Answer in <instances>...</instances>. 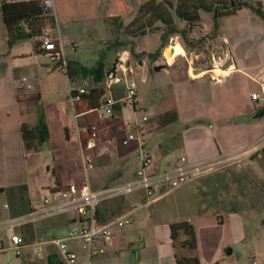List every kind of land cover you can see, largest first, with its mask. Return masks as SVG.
I'll return each mask as SVG.
<instances>
[{
    "label": "crops",
    "instance_id": "crops-1",
    "mask_svg": "<svg viewBox=\"0 0 264 264\" xmlns=\"http://www.w3.org/2000/svg\"><path fill=\"white\" fill-rule=\"evenodd\" d=\"M5 1L24 0H0L2 20L1 4ZM55 3L57 27L50 29L56 32V39L75 68L74 81L67 75L66 80L52 61L44 62L48 57L36 50V39L19 40L10 47L4 20L0 23V177L5 174L11 181L0 188L16 189L3 207L0 204V221L24 216L22 214L27 210L39 213L16 224L13 231L5 229V238L12 233L20 234L27 246L22 256L13 260L8 255V239L4 241L1 237L0 264H60L59 251L51 243L53 239L47 240L41 234L45 228L68 229L72 223L78 225L75 212L58 210L63 203L60 192L71 186L78 187L80 191L86 184L92 191L100 192L135 183L140 162L138 144L132 142L125 146L123 140L127 131L139 126L144 130L145 152L154 162L150 175L212 164L211 170H202V175L197 178L188 172L189 180L174 190L154 183L156 197L147 205H144V188H134L102 202L97 211L101 225L117 219H129L131 223L123 229H115L114 245L106 248L104 255L94 257L91 264H177V257H198L200 264H264V151L260 154L245 152L250 144L264 136V116H259L264 107L259 103L260 98L249 100L243 92L224 90L235 72L239 71L248 78L246 69L249 68L256 72L254 77L249 76L253 77L252 82L262 83L264 97V66L248 67L245 64L240 67V63H225V66L220 65L223 69H201L197 72L191 66L189 75L204 80L210 92L206 95L207 100L197 91L191 92L187 100L199 96L204 103L203 109L191 111L180 100L174 109H159L155 115H149L150 110L144 108L139 100L136 84L127 80L133 71L126 50L124 54H127L129 68L126 85L123 82L115 84L111 91L122 110L115 109L112 117H101L99 107L107 95L106 79L96 84L91 75L83 77L77 72L79 66L95 67L105 53L101 52L90 66L84 65L77 55L84 41L79 42L78 35H62L57 1ZM29 40L35 45L33 53L36 57L29 54L32 64L25 59L28 54L18 52L17 47L19 44L24 46ZM228 55L232 54L228 52ZM176 58L172 62L166 59L172 65ZM19 71L28 75L29 92L20 91ZM131 84L136 86V103L127 107L126 98ZM80 89H86L87 94L74 102L73 92ZM100 89L104 91L99 92ZM93 90L95 92L92 93ZM37 96L39 100L33 99ZM41 107L49 139L38 152H27L21 128L24 124L36 125ZM171 111L177 113L178 120L162 124L161 117ZM94 129L98 133L96 146L89 152L90 165L85 167L81 148ZM177 152L179 155L175 159ZM182 158H186V162H182ZM22 186L27 187L26 192L18 190ZM22 193H25V199ZM43 196L50 199L49 204L43 203ZM55 215L58 217L54 218ZM181 222L195 226L197 249L182 245L187 240L184 232L176 241L173 240L171 226ZM32 239L33 242H29ZM36 244H43L45 261L34 256ZM69 246L84 259L80 243L72 241Z\"/></svg>",
    "mask_w": 264,
    "mask_h": 264
},
{
    "label": "rangeland",
    "instance_id": "rangeland-1",
    "mask_svg": "<svg viewBox=\"0 0 264 264\" xmlns=\"http://www.w3.org/2000/svg\"><path fill=\"white\" fill-rule=\"evenodd\" d=\"M56 1L58 23L62 35H78L80 36L79 42L81 40L84 41L83 45L77 51V55L81 58L84 65L90 66L93 64L102 52L105 53L104 55L107 58V67L112 68L115 60L119 59L124 54V51L127 50L129 52L128 58L130 59V68L133 72L127 80L130 82L133 81L136 84L139 100L144 108L150 110L149 115H155L156 110L159 109H174L175 105H179L180 100L191 111H201L203 109L204 103L201 102L199 96L198 98L187 100V96L193 91L199 92L202 98L207 100L208 97L206 95L210 92V88L204 85V80L195 79L189 75L188 68L191 66L196 68V72L201 69H223L220 65L225 66V63L227 65L230 63H240V67L245 64L248 67L255 65L260 67L264 66V20L250 9H243L235 16L221 18L219 20V26L215 30L214 13L202 11L201 20L195 25L190 26L176 15V7L179 5V1L175 0L170 12L175 19L179 31L186 32V39L182 34L172 35L165 41L166 47L163 49V36L168 29L164 24L158 22L155 29H148L149 32L146 35H139L137 37L128 35L126 29L129 27L132 32L137 31L141 26L144 27L147 21L141 15L145 12H141V8L149 3V1L164 4V0ZM245 1L253 3L260 1L263 3L264 9V2L261 0ZM165 5L167 7V3ZM135 19L139 21L134 24L133 21ZM48 22L52 24H46L43 30L41 29L43 36L40 41L44 40L45 36L56 41V32L49 29L51 27H57V22L54 21L55 23H53L52 18L46 20V23ZM0 23H3L1 14ZM119 23L127 27L124 28L123 26L121 29H118L117 26ZM47 33H49V36ZM171 39H176L174 46H171ZM117 40L126 42L128 46L124 48L120 46L114 47L112 44L116 43ZM21 45L19 44L17 46L18 52H26L28 57L25 59L29 64H32V60H29V54L34 52L35 45L30 40L26 41L24 46ZM131 45L134 53L138 57L131 54ZM160 51L161 55L159 58H150V55ZM228 52L232 55L226 56ZM178 55L184 56L177 57ZM220 56L223 59L220 60ZM32 57H36L35 53H33ZM166 58L169 62H172L175 58L176 60L172 65H169ZM44 60H46L44 62L52 61L56 64L55 61L49 58H45ZM156 66H164V68L161 71H155ZM58 71L68 80L65 71ZM19 72L21 75L19 74L18 85L22 86L21 81L26 78L28 80V86L30 84L28 75L24 71ZM246 72L248 78L241 75L239 71L235 72V78L233 77L228 82L224 90L230 91L232 89L233 91L243 92L249 100H253V94H257L260 96L259 103L264 107L262 83L256 84L252 82L256 74L255 71L247 68ZM71 81H74V78ZM123 83L126 85L125 81ZM21 90V92L30 91L28 88H22ZM218 91L223 92L221 89ZM26 99L24 98L23 100ZM126 106L129 107L130 104L127 103ZM178 155L179 152L175 153V159ZM9 182L11 181L6 178L5 174L0 177V186L9 184ZM23 195L26 197L25 193ZM7 200L8 195L6 193L0 195V204L2 207ZM56 217L58 216L55 215L54 218ZM37 219L39 220L41 218ZM72 225L68 229L66 227H56L55 229L44 227L45 229L41 234L47 240L63 239L68 236L70 230L79 228V225H74V223ZM5 233H7V230H0V237L4 241H7ZM33 240L29 242L32 243ZM8 255L13 260L17 258V255L12 250H9Z\"/></svg>",
    "mask_w": 264,
    "mask_h": 264
},
{
    "label": "built area",
    "instance_id": "built-area-1",
    "mask_svg": "<svg viewBox=\"0 0 264 264\" xmlns=\"http://www.w3.org/2000/svg\"><path fill=\"white\" fill-rule=\"evenodd\" d=\"M24 1H38L43 11L46 13V16L53 17V19L56 20V0ZM48 34L49 33H47V35ZM75 46L77 45L75 44ZM41 50V55L55 61L61 70L68 72L70 60L65 54V51L63 50L59 40L56 39L55 41L45 36L44 40H42ZM73 50H75V48H73ZM124 55L125 54L122 55L123 57L121 56L119 58L116 73L106 76L107 95L104 97L99 107L101 117H112L115 114V109L118 105V102L112 96V87L115 84L124 82L129 73L128 61ZM21 83L22 88H31V86H27V79L24 78ZM86 94V89H80L75 93V95H73L72 99L74 102L79 101L81 97ZM136 97V86L131 84L128 90L126 101L129 104L134 105L136 103ZM259 98V95H253V100H258ZM144 121H147V118H144ZM127 132L128 134L123 140V145L127 146L132 142H136L140 152V162L137 169V180L135 183L127 187L117 189L108 188L100 192L92 191L86 184L80 191L78 187L71 186L60 192V199L63 200V203L58 208V210L75 212L77 215L75 223L79 225V228H73L70 230L66 238L53 239L51 241V243L55 245L59 251L60 264H91V261L94 257L104 255L106 253V248L112 247L114 245L117 237L115 229H123L125 226L131 223V220L129 219H117L109 224L101 225L98 222L97 211L99 205L102 202L134 188H144L146 190V201L144 205H147L156 197V191L153 187L154 183H160L164 185L166 189L174 190L189 180L188 172L192 173V177L197 178L202 175V170L207 171L206 169L212 167V164H210L206 166H196L191 169L179 168L172 173H164L161 175L152 176L150 175L149 171L152 169L154 162L150 154L145 152L146 141L143 138V127L139 126ZM89 134L90 139L81 148L85 167L90 165L91 158L89 152L95 148V139L98 137V133L95 129ZM263 151L264 136L250 144L245 150V152H251L252 154H260ZM181 160L182 162H186V158H182ZM42 201L44 204L50 203V199L45 196L42 197ZM38 214V211H33L30 214L21 217H14L8 221H0V230L8 229L9 231H13L16 224L30 220L36 217ZM6 238L10 243V250L14 251L17 257L22 256L23 249L27 246L24 237L20 234L12 233L11 235H7ZM72 241H78L81 244L85 253L84 259L81 258L75 249L70 248L69 243ZM33 254L39 261L46 260L43 244H36ZM215 264H221V262H217Z\"/></svg>",
    "mask_w": 264,
    "mask_h": 264
},
{
    "label": "trees",
    "instance_id": "trees-1",
    "mask_svg": "<svg viewBox=\"0 0 264 264\" xmlns=\"http://www.w3.org/2000/svg\"><path fill=\"white\" fill-rule=\"evenodd\" d=\"M167 1V2H166ZM175 0H164L163 3H155V1H149L146 5L141 8V14L147 21L146 25L139 27L137 31H130L129 27L119 23L117 28L121 29L127 27V34L133 37L139 35H146L149 30H153L156 27L158 22L164 24L168 29L163 36V49L166 47L165 41L169 37L176 34H182L186 39V32L179 31L176 26L175 19L170 12V9L173 8ZM179 5L176 7V15L183 21L187 22L190 26L195 25L201 20V12L214 13V28L215 30L219 26V20L224 17L235 16L239 11L243 9H250L258 14L264 20V9L260 1L256 3L245 1V0H178ZM167 7H166V3ZM1 13L5 26L7 28L8 37H9V46L12 47L15 42L27 38L36 39V50L41 52L42 41L41 37L43 33L41 29L46 26V20L49 18L46 16V13L43 11L40 3L38 1H19V2H3L1 4ZM56 20L53 19V23ZM139 20H134L133 23L138 22ZM55 28V27H53ZM114 47H126L128 44L126 42L117 40L116 43L112 44ZM133 45V44H132ZM131 45V54L137 56ZM162 49V50H163ZM161 55V51L155 54L150 55V58L157 59ZM138 57V56H137ZM106 56L102 57L98 64L93 68H87L79 66L77 74L83 77L91 75L96 84L103 83L106 79L107 72V61ZM72 64L69 65V70L66 73L69 79H73V70ZM21 90V89H20ZM104 90L100 89L99 92ZM95 90L92 91V93ZM76 92H73L75 95ZM85 96V95H84ZM33 99L39 100L40 97H33ZM117 111L122 110L121 105L116 106ZM178 120V115L176 112L171 111L167 112L161 117L160 122L162 124H169ZM22 139L24 146L27 152H38L42 146L49 139V130L46 123V117L43 108L41 107L38 112V120L35 126H30L24 124L21 128ZM19 191L26 192L27 187L22 186L18 188ZM6 193L8 197H11L16 193L14 188H0V195ZM24 194V193H22ZM23 199L26 197L23 195ZM33 210L24 211V214L27 215L32 213ZM172 238L176 241L181 232H184L187 236V240L182 243L183 246L189 247L191 249H197V235L195 226L190 222H181L176 223L171 226ZM177 264H200L198 257L194 258H179L177 257Z\"/></svg>",
    "mask_w": 264,
    "mask_h": 264
},
{
    "label": "water",
    "instance_id": "water-1",
    "mask_svg": "<svg viewBox=\"0 0 264 264\" xmlns=\"http://www.w3.org/2000/svg\"><path fill=\"white\" fill-rule=\"evenodd\" d=\"M175 43H176V39H171V46H174ZM172 52H173V50H172ZM118 62H119V59H116L115 62H114L113 67L106 72V76H109L110 74H115L116 73V69H117ZM163 68H164V66H157L155 68V71H161ZM259 116L260 117L264 116V111H262L259 114Z\"/></svg>",
    "mask_w": 264,
    "mask_h": 264
},
{
    "label": "bare ground",
    "instance_id": "bare-ground-1",
    "mask_svg": "<svg viewBox=\"0 0 264 264\" xmlns=\"http://www.w3.org/2000/svg\"><path fill=\"white\" fill-rule=\"evenodd\" d=\"M216 70V69H215ZM219 70V69H218ZM216 75H221V73H217Z\"/></svg>",
    "mask_w": 264,
    "mask_h": 264
}]
</instances>
